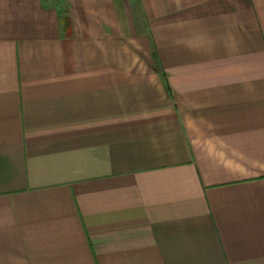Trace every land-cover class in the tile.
<instances>
[{"label":"crops","instance_id":"0c3cea01","mask_svg":"<svg viewBox=\"0 0 264 264\" xmlns=\"http://www.w3.org/2000/svg\"><path fill=\"white\" fill-rule=\"evenodd\" d=\"M0 264H264V0H0Z\"/></svg>","mask_w":264,"mask_h":264}]
</instances>
